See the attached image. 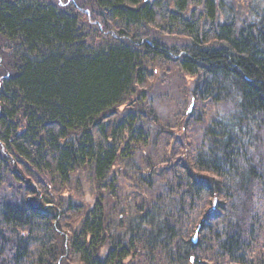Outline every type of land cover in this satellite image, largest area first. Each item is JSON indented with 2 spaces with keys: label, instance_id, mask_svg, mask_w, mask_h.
<instances>
[{
  "label": "trees",
  "instance_id": "1",
  "mask_svg": "<svg viewBox=\"0 0 264 264\" xmlns=\"http://www.w3.org/2000/svg\"><path fill=\"white\" fill-rule=\"evenodd\" d=\"M4 1L0 264H258L264 0H87L101 29L74 3ZM173 36L182 49L167 45ZM173 62L192 79L191 104L222 111L190 162L167 168L166 179L154 167L141 176L161 192L126 215L110 206L115 167H136V146L154 132L138 90L153 78L149 63ZM84 178L102 192L88 207L70 191ZM55 186L62 198L48 192ZM75 210L85 217L71 220Z\"/></svg>",
  "mask_w": 264,
  "mask_h": 264
},
{
  "label": "rangeland",
  "instance_id": "2",
  "mask_svg": "<svg viewBox=\"0 0 264 264\" xmlns=\"http://www.w3.org/2000/svg\"><path fill=\"white\" fill-rule=\"evenodd\" d=\"M29 1L46 5L53 3L60 7L70 6L73 3L84 6L86 10H83L82 13L85 15L83 18L86 22L100 29L102 27L93 18L92 10L88 7L87 0ZM249 1L241 0V4L246 8ZM165 41L170 48L172 45H177V48L182 49L185 39L179 36H173L167 37ZM5 53H8L6 42L0 36V66H3V61H1L3 58H1V55ZM148 68L153 72V78L138 90V92L144 93L146 96V101H139V104H141V107L144 108L145 106L153 111L150 117L147 111L143 115L150 121V126H153L154 132H151L152 136L150 135L149 144H139L136 146L134 154V163L137 164L136 167L132 166L133 169L122 167L121 165L115 167L116 175L120 182V189L118 196L114 197L117 200L110 199V206L120 204L126 208V215L132 213V208L136 204L142 201H151L161 192L159 189L149 192L146 189L148 185H141L146 179L141 176L152 174L153 170L150 167H154V170L157 171L155 178L160 179L165 177L166 179L168 177V174H166L167 168L178 162H190L198 142L203 137L205 126L210 119L222 111V107H217L207 112V110H202V107L198 104H196L197 106L191 104L194 101L191 94L192 79L180 71V68L175 62L162 66L156 63H149ZM123 109L120 108L119 111L123 112ZM189 115L192 117H188ZM200 115L206 118L205 122L196 121L195 118ZM154 117H156V121H153ZM156 129L159 131L158 135ZM47 189L55 198H59V196L62 198L63 192L65 191H59V193L57 191L58 186H55L56 190L51 187ZM70 189L73 199L80 205H85L86 207L92 205V202L100 198L102 194V192L97 190L92 181L87 178L82 179L77 187L73 181ZM76 216L78 217L77 219L82 220L85 214H81L80 211L75 210V212L69 215V218L74 220ZM262 216L263 226L261 229L263 231V238L253 247L255 259L258 264L260 261V264H264V215ZM252 262V264H255L254 261ZM129 264H138V261H129Z\"/></svg>",
  "mask_w": 264,
  "mask_h": 264
},
{
  "label": "flooded vegetation",
  "instance_id": "3",
  "mask_svg": "<svg viewBox=\"0 0 264 264\" xmlns=\"http://www.w3.org/2000/svg\"><path fill=\"white\" fill-rule=\"evenodd\" d=\"M4 4H10V2L8 1H4V0H0V6L4 5Z\"/></svg>",
  "mask_w": 264,
  "mask_h": 264
},
{
  "label": "water",
  "instance_id": "4",
  "mask_svg": "<svg viewBox=\"0 0 264 264\" xmlns=\"http://www.w3.org/2000/svg\"><path fill=\"white\" fill-rule=\"evenodd\" d=\"M193 240H194V241H197V236H195Z\"/></svg>",
  "mask_w": 264,
  "mask_h": 264
}]
</instances>
